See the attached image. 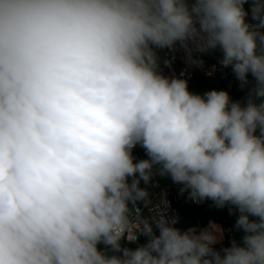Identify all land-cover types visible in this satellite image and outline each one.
<instances>
[{
	"label": "clouds",
	"instance_id": "clouds-1",
	"mask_svg": "<svg viewBox=\"0 0 264 264\" xmlns=\"http://www.w3.org/2000/svg\"><path fill=\"white\" fill-rule=\"evenodd\" d=\"M177 46L246 99L165 75ZM156 176L242 234L178 227ZM0 264H264V0H0Z\"/></svg>",
	"mask_w": 264,
	"mask_h": 264
},
{
	"label": "built area",
	"instance_id": "built-area-1",
	"mask_svg": "<svg viewBox=\"0 0 264 264\" xmlns=\"http://www.w3.org/2000/svg\"><path fill=\"white\" fill-rule=\"evenodd\" d=\"M158 55L161 58V70L165 75H175L180 76L181 73H184L183 78L188 80V83L194 78H203L210 81L223 80L229 81L234 84H239L236 80L234 74L232 73L230 68H221L218 61L219 58L209 57L206 54L196 53L195 55L202 58L204 60L203 66H196L191 64L187 60L186 52L177 46L175 50H158ZM169 61V66L164 65V61ZM215 65V71L212 75H207L209 71L212 70V66ZM134 151L139 152L140 159L143 158L141 152L139 151V147L137 146ZM160 180L164 181V183L156 188L151 189L150 192L152 194L153 203H158L161 196H164L166 201L169 203V214L178 217V227H181V216L179 214L178 207L185 204H199L193 203L191 200L187 198V193L181 194L179 192L180 185L174 184L172 181H167L166 177L158 176ZM150 187V186H149ZM145 215H147V209L144 210ZM182 228V227H181ZM186 229V228H184ZM141 242H143V238H141Z\"/></svg>",
	"mask_w": 264,
	"mask_h": 264
},
{
	"label": "trees",
	"instance_id": "trees-1",
	"mask_svg": "<svg viewBox=\"0 0 264 264\" xmlns=\"http://www.w3.org/2000/svg\"><path fill=\"white\" fill-rule=\"evenodd\" d=\"M238 86V84L229 81H210L203 78H194L189 82V89L198 91L201 94L212 89L236 90ZM247 92L246 90L241 91V95L236 96L235 100L243 102L246 99ZM133 155L137 159H140L138 151H134ZM178 209L181 221L184 223V228L194 225L206 226L209 220H214L219 223L225 229L224 246L229 244L233 234L237 238L242 234L234 229L236 215H230L228 207L219 209L213 205L212 201L207 200L199 204L185 203L179 206Z\"/></svg>",
	"mask_w": 264,
	"mask_h": 264
},
{
	"label": "rangeland",
	"instance_id": "rangeland-1",
	"mask_svg": "<svg viewBox=\"0 0 264 264\" xmlns=\"http://www.w3.org/2000/svg\"><path fill=\"white\" fill-rule=\"evenodd\" d=\"M206 55L209 56V57H212V58L213 57H215V58H219L220 57V54L218 52H210V53H207ZM218 90H226V91H228L233 100H235L236 96L241 95V93H239V92H241V90H238V89H236V90L218 89ZM190 91H192L194 93L201 94L198 91H194V90H190ZM138 147H139V151L141 152L143 158H146L144 150L140 146H138ZM158 179H159V177L156 176L154 178V182L157 181ZM167 179H169V178H167ZM181 227L184 228V223L182 221H181Z\"/></svg>",
	"mask_w": 264,
	"mask_h": 264
},
{
	"label": "crops",
	"instance_id": "crops-1",
	"mask_svg": "<svg viewBox=\"0 0 264 264\" xmlns=\"http://www.w3.org/2000/svg\"><path fill=\"white\" fill-rule=\"evenodd\" d=\"M239 93H241V92H239ZM167 181H171V179L169 178ZM163 183H164V181L158 179L157 181L154 182V184H157L158 186H156V187L150 186L149 187V190L156 189V188L160 187Z\"/></svg>",
	"mask_w": 264,
	"mask_h": 264
},
{
	"label": "water",
	"instance_id": "water-1",
	"mask_svg": "<svg viewBox=\"0 0 264 264\" xmlns=\"http://www.w3.org/2000/svg\"><path fill=\"white\" fill-rule=\"evenodd\" d=\"M237 89H238V90H241V91H245V90L248 91L247 88H241L240 85L237 87Z\"/></svg>",
	"mask_w": 264,
	"mask_h": 264
}]
</instances>
